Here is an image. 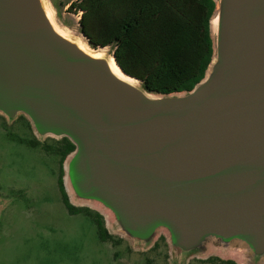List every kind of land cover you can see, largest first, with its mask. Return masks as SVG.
Segmentation results:
<instances>
[{"label":"water","instance_id":"water-1","mask_svg":"<svg viewBox=\"0 0 264 264\" xmlns=\"http://www.w3.org/2000/svg\"><path fill=\"white\" fill-rule=\"evenodd\" d=\"M213 1L204 78L159 94L60 34L44 0H0V114L70 140L71 204L135 246L165 234L177 264L209 246L264 264V0Z\"/></svg>","mask_w":264,"mask_h":264},{"label":"rangeland","instance_id":"rangeland-1","mask_svg":"<svg viewBox=\"0 0 264 264\" xmlns=\"http://www.w3.org/2000/svg\"><path fill=\"white\" fill-rule=\"evenodd\" d=\"M75 1L44 0L56 25L69 37L85 40L92 48L80 32L81 14L69 9L70 3ZM96 51L112 55L111 48ZM24 118L20 116L9 121L0 114V264L176 262L172 260L165 234H161L150 248L138 247L113 231L109 226L110 213L99 205L76 206L103 216L114 240L102 242L91 216L70 214L59 189L61 155L58 150L62 142L39 139ZM33 140H39L40 144L32 147L30 141ZM226 261L241 264L237 254L209 246L198 257L178 264H224Z\"/></svg>","mask_w":264,"mask_h":264},{"label":"trees","instance_id":"trees-1","mask_svg":"<svg viewBox=\"0 0 264 264\" xmlns=\"http://www.w3.org/2000/svg\"><path fill=\"white\" fill-rule=\"evenodd\" d=\"M215 8L213 0H76L69 9L81 13L80 31L92 48H111L122 70L144 88L171 94L190 91L204 78L213 56ZM58 141L62 142L59 189L68 212L91 216L100 240H114L100 213L71 204L63 164L75 146L67 138ZM39 144V140L31 143Z\"/></svg>","mask_w":264,"mask_h":264},{"label":"bare ground","instance_id":"bare-ground-1","mask_svg":"<svg viewBox=\"0 0 264 264\" xmlns=\"http://www.w3.org/2000/svg\"><path fill=\"white\" fill-rule=\"evenodd\" d=\"M52 14H53V13H52ZM215 23H216V22H215ZM55 27H56V30H57L60 34H62L63 36H65V35L62 33V32H63V29L61 30V28H59V26H58V27L55 26ZM65 33H67V32L65 31ZM77 44L79 45V47H80L82 50H84L86 53L92 55L93 57H104V56H105V54H104L103 52H97L96 50L90 48V47L87 45V43H86L85 40H84V41L79 40V42H78ZM109 63H110V67H111L113 73H114L116 76H118L119 78H121V79H123V80H125V81H127V82H129V83H131V84H133V85L140 86V82H138V81H136V80H134V79H132V78H130V77H127V76H125V75L123 74V72L121 71V69L119 68V66L116 64L115 59H114L112 56L109 57ZM77 203H78V204H84L83 202H77ZM89 205H94V204H89ZM109 225L111 226V220H110V219H109Z\"/></svg>","mask_w":264,"mask_h":264},{"label":"flooded vegetation","instance_id":"flooded-vegetation-1","mask_svg":"<svg viewBox=\"0 0 264 264\" xmlns=\"http://www.w3.org/2000/svg\"><path fill=\"white\" fill-rule=\"evenodd\" d=\"M34 141V140H33ZM33 141H30V145H31V143L33 142ZM32 147H37V146H33V145H31Z\"/></svg>","mask_w":264,"mask_h":264},{"label":"built area","instance_id":"built-area-1","mask_svg":"<svg viewBox=\"0 0 264 264\" xmlns=\"http://www.w3.org/2000/svg\"><path fill=\"white\" fill-rule=\"evenodd\" d=\"M81 14V13H80Z\"/></svg>","mask_w":264,"mask_h":264}]
</instances>
